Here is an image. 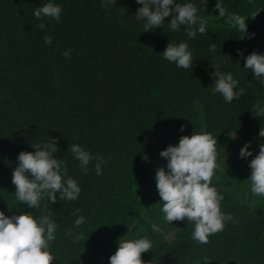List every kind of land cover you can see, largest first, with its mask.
Instances as JSON below:
<instances>
[{
    "label": "trees",
    "instance_id": "1",
    "mask_svg": "<svg viewBox=\"0 0 264 264\" xmlns=\"http://www.w3.org/2000/svg\"><path fill=\"white\" fill-rule=\"evenodd\" d=\"M263 121L264 0H0V264H264Z\"/></svg>",
    "mask_w": 264,
    "mask_h": 264
},
{
    "label": "rangeland",
    "instance_id": "2",
    "mask_svg": "<svg viewBox=\"0 0 264 264\" xmlns=\"http://www.w3.org/2000/svg\"><path fill=\"white\" fill-rule=\"evenodd\" d=\"M254 136L250 138H236L235 150L230 153L228 158L223 159V162L217 168L208 170L206 176L234 198L246 192L249 203L258 205L261 203L262 197L253 181L258 164L256 161H253L249 165L243 162L244 158L254 152ZM170 203L171 201H162L160 204L152 207V213H154L152 217L153 220L155 219L154 226L158 229L162 228L167 239H171L176 230L169 217L165 215Z\"/></svg>",
    "mask_w": 264,
    "mask_h": 264
}]
</instances>
